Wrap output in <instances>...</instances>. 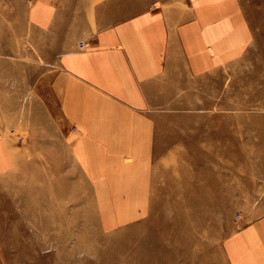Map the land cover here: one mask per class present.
<instances>
[{
	"label": "crops",
	"instance_id": "1",
	"mask_svg": "<svg viewBox=\"0 0 264 264\" xmlns=\"http://www.w3.org/2000/svg\"><path fill=\"white\" fill-rule=\"evenodd\" d=\"M122 1L0 0V177L28 159L8 130L50 158L64 145L138 229L153 207L233 206L217 202V161L256 143L257 173L237 191L264 207V115L247 116L264 113V0ZM232 112L246 115H217ZM238 222L226 264H264V213Z\"/></svg>",
	"mask_w": 264,
	"mask_h": 264
},
{
	"label": "rangeland",
	"instance_id": "2",
	"mask_svg": "<svg viewBox=\"0 0 264 264\" xmlns=\"http://www.w3.org/2000/svg\"><path fill=\"white\" fill-rule=\"evenodd\" d=\"M150 1L122 2L126 9L139 11ZM185 114L186 119L209 115ZM242 114L246 115L217 113L237 120ZM248 114L249 119L264 115ZM251 134L256 135V129L250 128ZM6 136L27 149L28 159L24 170L14 168L6 178L0 177V264H226L221 245L240 226L238 218L264 213V207L241 206L250 201L237 191L242 173H257L256 143L244 144L248 146L244 160L217 161V179L222 181L217 202L233 206L153 207L150 218H144L148 224L136 229L120 225L113 201L97 198L82 175L84 166L64 145H57L50 158L45 145L29 144L26 132L11 129ZM175 195L163 193L164 200Z\"/></svg>",
	"mask_w": 264,
	"mask_h": 264
},
{
	"label": "bare ground",
	"instance_id": "3",
	"mask_svg": "<svg viewBox=\"0 0 264 264\" xmlns=\"http://www.w3.org/2000/svg\"><path fill=\"white\" fill-rule=\"evenodd\" d=\"M202 172V171H201ZM207 172V171H206Z\"/></svg>",
	"mask_w": 264,
	"mask_h": 264
}]
</instances>
